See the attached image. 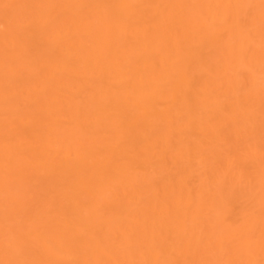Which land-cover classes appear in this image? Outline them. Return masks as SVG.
<instances>
[{
    "label": "bare ground",
    "instance_id": "bare-ground-1",
    "mask_svg": "<svg viewBox=\"0 0 264 264\" xmlns=\"http://www.w3.org/2000/svg\"><path fill=\"white\" fill-rule=\"evenodd\" d=\"M0 264H264V0H0Z\"/></svg>",
    "mask_w": 264,
    "mask_h": 264
}]
</instances>
